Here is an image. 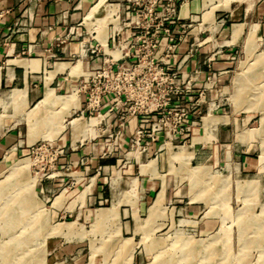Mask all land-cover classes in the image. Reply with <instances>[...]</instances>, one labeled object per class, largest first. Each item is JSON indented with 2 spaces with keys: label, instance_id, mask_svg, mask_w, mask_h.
<instances>
[{
  "label": "crops",
  "instance_id": "0c3cea01",
  "mask_svg": "<svg viewBox=\"0 0 264 264\" xmlns=\"http://www.w3.org/2000/svg\"><path fill=\"white\" fill-rule=\"evenodd\" d=\"M131 1L0 0V177L16 160L29 159L25 155L39 144L46 151L52 147L55 153L54 161L41 168L46 169L37 182L41 198L36 190L34 194L40 203L49 204L47 213L38 220L45 225L36 232L43 235L50 227L58 228L44 239L41 235L44 241L34 251L41 255L40 264H87L82 241L100 209L113 210L102 228L113 223L116 232H130L129 239L138 236V226L147 217L139 218L141 209L148 215L160 192L165 211L169 207L175 212L198 214L203 199H193L197 188L191 182L193 166L216 173L218 166L233 165L232 177L243 176L236 181H248L250 191L264 193V169L260 168L264 131H260V116L256 118L255 111L240 115L241 111L233 109L229 115L209 110L214 115H227L228 120L206 127L203 117L209 111L200 115L198 99L185 119L188 128L184 135L160 133L153 140L142 137L136 143L135 131L148 125L145 117L132 113L116 97L99 94L94 100L89 98L90 78L96 69L106 67L112 75L119 63L135 61L133 47L128 48L137 27ZM156 1V9L169 8L171 22L185 33L178 56L169 57L166 67L192 80V89L181 106H187L193 99L190 95L201 89L208 75L218 79L227 76L237 46L245 37L247 40L252 29L255 37L264 33V0L248 5L231 0L228 6L223 0H212L217 7L210 15H206L211 9L209 0ZM94 47L98 52L91 54ZM74 91L73 104L69 97L63 100L67 102L63 108L69 107L62 115L64 128L54 138L34 137L30 141L26 112L45 100H54V95ZM15 95L21 98L13 100ZM58 109L57 105L41 106L35 130L44 131L48 127L45 118ZM73 113H77L73 118L81 127L70 122ZM92 117L98 119L93 133L85 129ZM244 130L257 131L241 139ZM37 135L45 137L40 132ZM180 149L191 153L188 165L171 157ZM183 170L191 184L186 191ZM231 175H227L230 180ZM83 191L82 199H77ZM263 201L259 203L264 205ZM36 239L39 242L40 238Z\"/></svg>",
  "mask_w": 264,
  "mask_h": 264
},
{
  "label": "rangeland",
  "instance_id": "374dc122",
  "mask_svg": "<svg viewBox=\"0 0 264 264\" xmlns=\"http://www.w3.org/2000/svg\"><path fill=\"white\" fill-rule=\"evenodd\" d=\"M230 1L223 0L225 6H228ZM209 2L211 9L206 15H210L217 7L212 4V0ZM232 2L248 5L254 4L256 0H232ZM130 3L136 10V13L134 12L136 20L133 23L137 27L133 29L134 35L129 39L128 48L133 47L135 61L119 64H124L125 67L121 76L122 82L128 85L130 73H133L135 79L139 81V88L117 93V89L114 88L115 71L104 78L109 79L107 83L112 85L105 91L102 89L100 94L116 97L122 105L128 106L132 113L145 117L148 125L143 126L142 129L146 133L150 128L152 115L158 113L150 109H153L156 103H163L168 97H171L170 108L183 109L185 112L184 120L181 125L175 127L176 132L172 136L184 135L187 132L188 124L185 119L195 108L198 99L202 107L200 115H205L209 110L214 114L229 115L234 110L237 113L241 111L240 115L242 111H255L253 114H256V118L260 116V131H264V33L261 38L255 37V30L252 29L247 40L245 37L237 46L234 63L226 73L227 76L218 79V76L208 75L203 79L201 89L190 95L193 99L187 102V106H181L184 96L192 89L190 77L176 78L174 84L180 85L183 92L172 94L170 93L172 84L169 83V79L157 73L162 71L171 74L178 71L166 67L169 64V57L178 56V48L185 33L181 27L175 28V23L171 22L169 8L156 9V0H133ZM189 53L194 51L189 50ZM209 56L208 53L206 57ZM102 69L108 71L106 67ZM154 77L158 80V85L154 84L151 87L152 94L147 87ZM92 78L93 76L90 78L92 86L89 90L92 91L91 99L94 100L99 95V91L92 88L99 87L106 81L103 78H94L93 82ZM66 97H69L70 103L73 104L76 91L66 96L54 95V100H45L42 105L34 106L26 112L30 121V141L37 137L54 138L64 128L62 115L63 112H68L69 108H63V104L66 103L63 98ZM11 98L17 101L21 95ZM44 104L57 105L59 109L51 112L45 118V122L43 121L48 127L44 131H37L35 130V124H38L37 116ZM210 111L203 117L206 127L213 122L228 120L227 115H214ZM77 116V113H73L69 119ZM97 120L94 117L88 119L85 129L93 133ZM70 122L75 123L76 128L82 126L75 118ZM254 131L257 130H244L240 138L244 139L255 133ZM39 132L45 137L35 136ZM53 150L51 147L46 151L41 149L40 144L37 145L25 155L29 159L16 160L0 177V264H40L42 261L41 255L37 256L34 253L44 241L41 239L42 234L36 231L45 225V222L38 220L47 213L46 208L49 204L44 203V206L34 194L36 190L38 197L41 198L37 182L40 181L42 172L46 170H42V166L54 161ZM180 150L172 152L171 157L188 165L191 153ZM260 168L264 169L263 158ZM214 170H217L216 173H210L201 165L190 168L193 188L197 187L193 199H203L198 214L175 212L169 210V207L165 211V207L162 206V192H160L149 206L148 215L141 209L139 218L147 217L139 224V231H136L138 236L134 238H126L130 236V232L127 234L116 232L113 223L102 228L103 222L113 215V210H98L96 220L91 224L89 232L82 241L85 247L84 262L89 261L87 264H209L211 262L264 264V205L259 203L261 199L264 200L263 191L258 195L256 190H249L247 181H236L243 176L237 174L235 178L234 175L232 177L233 165H221ZM183 171L185 172L183 173L184 191H186L191 184L187 171ZM228 174L231 175V180ZM29 177L32 178L22 179ZM83 194L84 191L77 199L81 200ZM158 217H161V220L154 223ZM57 229V226L50 227L45 234L53 233ZM45 234L42 235L43 239ZM36 238L41 240L39 239L38 242ZM134 250L135 258H133Z\"/></svg>",
  "mask_w": 264,
  "mask_h": 264
},
{
  "label": "built area",
  "instance_id": "2783aa9c",
  "mask_svg": "<svg viewBox=\"0 0 264 264\" xmlns=\"http://www.w3.org/2000/svg\"><path fill=\"white\" fill-rule=\"evenodd\" d=\"M91 54L93 53H97L98 49L97 48H92L90 50ZM124 64H118L117 65V69L116 73H115V89H117V93L120 92H125L127 89L129 90H133V89H138L139 88V81H137L135 79V75L133 73H130V81L128 82V85H125L122 80H121V76H122V72L123 69L125 68L123 66ZM95 74L93 75L92 81L94 82V78H100V79H104L106 77H109V71H106L104 69L98 68L96 69V71L94 72ZM157 74H162L164 76V78H168L169 79V83L172 84V86L170 87V93H175V94H179L181 92H183V89L180 87V85L176 86L174 84V81L176 78H181L182 74L178 71L173 72L171 74H166L164 72H159ZM156 75V74H155ZM105 80V79H104ZM178 80V79H177ZM106 83L105 84H101V86L99 87H95L92 88V90H98L99 94L101 92V90L103 89L104 91L106 90L107 87H109L110 85H112V83H107V81H109V79L105 80ZM100 82V80H99ZM119 82H121V84H119ZM158 85V80L154 77L152 79V81H150L149 86L147 87V89L150 90V92L153 94L151 87L153 85ZM99 88V89H98ZM101 88V89H100ZM92 91L90 92V99L92 98L91 96ZM171 100V97H168L163 103H156L155 105H153V109H150V111L155 110L159 114L158 116H156V114L152 115V121L149 125V131L146 133L145 130L142 129V127H139L136 131H135V136H134V140L136 143H138L142 137H147L150 140H153L157 135H159L160 133H163L165 136L167 137H172V134L174 132H176L175 127L177 125H181L184 116V110L183 109H175V108H170L169 107V102ZM121 119H123V116L120 117ZM172 126L173 129L171 128ZM181 132V130L179 131V133Z\"/></svg>",
  "mask_w": 264,
  "mask_h": 264
},
{
  "label": "bare ground",
  "instance_id": "6f19581e",
  "mask_svg": "<svg viewBox=\"0 0 264 264\" xmlns=\"http://www.w3.org/2000/svg\"><path fill=\"white\" fill-rule=\"evenodd\" d=\"M110 14H111V13H109L108 15H110ZM49 92H50V91H49ZM50 94H51V93H50ZM63 99H64V98H63ZM66 103H67V102H66ZM244 136H245V135H244ZM180 151H181V150H180ZM247 182H248V181H247ZM254 235H255V234H254ZM254 238H255V237H254ZM254 238H253V239H254ZM257 241H258V239H257ZM261 242H262V241H261ZM251 243H252V242H251ZM254 243H255V242H254ZM259 243H260V242H259ZM259 246H260V245H259ZM259 246H258V247H259ZM256 247H257V246H256ZM258 247H257V248H258Z\"/></svg>",
  "mask_w": 264,
  "mask_h": 264
}]
</instances>
